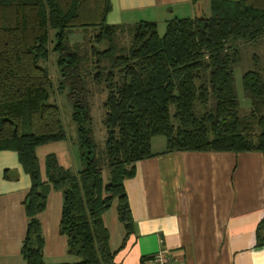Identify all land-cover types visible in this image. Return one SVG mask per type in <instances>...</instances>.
<instances>
[{
	"label": "trees",
	"instance_id": "obj_1",
	"mask_svg": "<svg viewBox=\"0 0 264 264\" xmlns=\"http://www.w3.org/2000/svg\"><path fill=\"white\" fill-rule=\"evenodd\" d=\"M89 2L0 0V151H15L31 180L23 200L25 264H47L38 214L51 188L62 193L59 232L66 236L67 254L78 259L57 264H116L102 216L116 200L125 245L134 223L124 180L134 175L136 161L155 155L154 136L165 138V152L264 151V74L257 57L248 60L236 44L264 40V0H210L209 16L173 18L162 35L153 21L109 24V0ZM77 31L90 45L72 41ZM121 34L128 35L127 43ZM52 54L61 78L56 88L41 64ZM242 58L247 114L240 112L234 83ZM88 81L97 86L90 89ZM63 87L81 167L65 168L49 153L42 179L36 148L67 137L60 108L51 100ZM97 87L103 96L106 91L102 104L103 96L98 98L103 148L92 128ZM263 232L264 220L257 226L259 245Z\"/></svg>",
	"mask_w": 264,
	"mask_h": 264
},
{
	"label": "crops",
	"instance_id": "obj_2",
	"mask_svg": "<svg viewBox=\"0 0 264 264\" xmlns=\"http://www.w3.org/2000/svg\"><path fill=\"white\" fill-rule=\"evenodd\" d=\"M109 2L107 23L153 21L158 32L176 17L210 15V0ZM60 142L51 143L63 157L67 146ZM39 147L36 155L45 179V156L54 153L61 162L54 151L43 153L40 159ZM165 147L155 149L151 142L155 155L136 161L134 175L124 180L134 223L125 245L121 246L125 231L116 200L103 213L109 246L116 253L114 262L151 264L152 255L165 248L171 264H264V243H257V226L264 220V151L165 152ZM30 184L17 153L1 150L0 264H25L20 248L28 223L23 200ZM61 208L62 193L51 188L38 214L47 264L78 260L67 254L66 236L59 232Z\"/></svg>",
	"mask_w": 264,
	"mask_h": 264
},
{
	"label": "rangeland",
	"instance_id": "obj_3",
	"mask_svg": "<svg viewBox=\"0 0 264 264\" xmlns=\"http://www.w3.org/2000/svg\"><path fill=\"white\" fill-rule=\"evenodd\" d=\"M89 3H90L89 5H92V0H90ZM99 20H100V14L98 15V21ZM164 31H165L164 29L159 30L158 32L159 35H162ZM82 38L83 37H82L81 31H77L71 35L72 41H78V42L84 43L86 44V46L90 45L88 40H83ZM120 41L123 43L125 42L127 43L128 35L121 34ZM236 44L240 48L242 55L248 60L251 59L253 55L257 57L258 63H259L258 68L264 74V40L258 41L256 43L237 41ZM100 47L102 48L105 47V44H101ZM54 58L55 57L52 54L51 58L48 61L44 62L45 64L43 63L41 64L46 65L48 67L51 77L54 81V88H56L57 81L59 82V79L61 78L59 75L58 68L54 62ZM245 63L246 62L244 58H242V62L238 64L236 68H234V83H235L237 98H238L239 105H240L241 114L249 113L250 107H251L250 101L248 98L244 96L243 88H242L241 75L243 73V69L241 67H243ZM95 86L97 85L91 81H88V87L90 89H92ZM98 88L100 87H97V89L95 90V93L93 94V100L95 101V103L94 104L92 103V106H91V114L93 118L92 128H93V134H94L96 144L100 148H103L104 139H105V129L102 123L103 112L99 104L103 103L105 96H106V91L103 96L102 94H100ZM101 90L104 92L103 89ZM67 92H68L67 87L58 88V89H55V91H53V94H52L53 97H51V100L55 101L60 108L61 118H62L63 125L66 131V136H67L65 140L60 142V144L67 146V150L65 151L64 154L62 153L63 157H61V153L59 152V148H57V145L54 143H48L42 147H39L38 153H39L40 159H42V154L45 152H48V151L57 152L62 166L69 168L71 170H76V169H80L81 167L80 160H79V145H78V137H77V132H76V125L71 119L72 107H71L70 101L67 98ZM102 96H103V99L99 103L98 98ZM254 129L255 131L259 130L258 126H254ZM151 142H152V147L155 149L160 147L161 145L166 146V140L163 136H154ZM66 163L68 164L66 165ZM106 176H107V171L104 170V177Z\"/></svg>",
	"mask_w": 264,
	"mask_h": 264
},
{
	"label": "built area",
	"instance_id": "obj_4",
	"mask_svg": "<svg viewBox=\"0 0 264 264\" xmlns=\"http://www.w3.org/2000/svg\"><path fill=\"white\" fill-rule=\"evenodd\" d=\"M151 264H171V259L168 251L165 248H160L150 258Z\"/></svg>",
	"mask_w": 264,
	"mask_h": 264
}]
</instances>
